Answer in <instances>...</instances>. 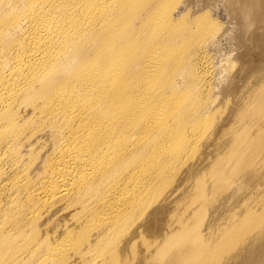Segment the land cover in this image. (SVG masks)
I'll use <instances>...</instances> for the list:
<instances>
[{
	"label": "bare ground",
	"instance_id": "6f19581e",
	"mask_svg": "<svg viewBox=\"0 0 264 264\" xmlns=\"http://www.w3.org/2000/svg\"><path fill=\"white\" fill-rule=\"evenodd\" d=\"M149 3L151 0H0V211L6 200L17 199L20 190H25L27 201L20 213L24 211L21 215L35 222L56 213L57 217L72 214L71 204L81 208L84 203L96 202L98 208L93 214H76L78 224L93 217L96 226L109 229L115 220L111 235L125 231L126 238L132 232L128 222H136L139 214L160 197L152 191L160 180L169 181L172 187L177 183L175 189L189 179L187 176L191 179L200 172L201 168L190 170L189 158L198 155L208 134L203 129H190L189 121L196 113L185 114V92L174 94L164 84L171 75L170 62L154 49L144 53L141 65H131L132 55L119 50L129 41L132 53L139 43L153 41V34L165 38L161 26L170 23L169 14L139 24L143 5L146 10ZM145 29L152 32L151 38ZM175 127L179 133L176 136L172 132ZM47 135L52 138L50 143ZM31 146L46 150L43 170H32L39 152L29 164L24 162L23 152ZM132 162L128 170L120 169L123 163ZM171 164L179 169L177 176L168 169ZM208 186L207 191L202 186L204 195ZM96 191L97 196L91 197ZM191 192L184 190L172 213L187 212ZM169 195H163V199ZM162 208L146 222L155 223ZM1 218L2 246H10L9 254L14 255L5 258L3 253L0 264H14L16 260L21 264L29 258L23 259L25 253L45 248L28 242L26 236L20 238L23 233L14 232L17 229L3 224ZM186 223L184 218L176 222L179 231H170L174 244L158 255L145 245L143 250L138 249L137 257L143 254L141 262L131 255L135 246L134 242L129 244L131 237L125 239L120 234L118 237L127 241L117 238L114 242L123 241L118 245L120 249L124 245V250L117 248L119 253L114 254L112 249L109 259L90 250V254L85 253V262L112 264L119 262L120 256L121 262L128 264H193L197 245L182 244L185 238L180 229ZM263 228H254L244 239L228 231L208 260H198L197 264H259L264 253L252 257L251 242L256 237L253 231L260 235V241L264 240ZM68 229L76 230L73 225ZM214 233L218 236V231ZM73 238L48 242V248L42 249L46 251H41L33 264H53L60 259L66 264L76 256V250L80 251L74 247ZM128 249L132 252L123 255Z\"/></svg>",
	"mask_w": 264,
	"mask_h": 264
},
{
	"label": "rangeland",
	"instance_id": "374dc122",
	"mask_svg": "<svg viewBox=\"0 0 264 264\" xmlns=\"http://www.w3.org/2000/svg\"><path fill=\"white\" fill-rule=\"evenodd\" d=\"M166 14L171 17L168 19L170 23L167 27H164L165 23L163 26L160 25L161 29L164 28L162 36L165 32L168 38L166 39L164 35L166 41L163 37L160 39L161 37L153 34L154 40H149L147 43L149 45L139 43L138 47L129 53L128 49H131L132 44L127 41L119 50L122 51L121 53L132 55L131 65L134 63L141 65L144 62V53L154 49L162 52L161 58L170 62L171 73L170 77L165 78L164 84L174 94L179 93L180 90L185 92L188 96L186 97L188 99L183 101L185 114L196 113L188 125L190 129L207 131L208 138L206 137L202 148L200 147L196 153L198 155H190L189 158L190 170L201 168L200 172L197 171L191 179V176H187L189 177L186 178L187 182L185 183V180L175 189L177 183L172 187L169 181L166 183L165 180H160L161 182L155 187L158 190H152H155L154 193L160 197L152 201L149 210H145L143 214H139L138 210L140 218L136 222H128L130 232L136 234L131 236L132 232L130 235L128 233L126 238H132H130L131 242L130 240L128 242L129 244L134 242L136 247L133 248L137 250L132 249L133 253L130 249L125 250L123 255L129 251V254L137 257L136 254L140 253L138 249L143 250L144 245L158 255L160 251L174 244L175 237L170 231H179L176 229V222L184 218L187 223L180 229L183 230V238H185L182 244L197 245L192 263L197 264L198 260L205 263L209 258L208 255H212L215 245H220L228 231H234L238 234V238L244 239L245 235L249 237L254 228L264 227V0H151L146 10L143 5L139 24L144 25L148 19L153 17L154 20L158 15L166 16ZM145 30L148 32V29ZM141 32L142 30H139V34ZM151 33L148 32L150 38ZM172 132L174 136L179 135L177 127L173 128ZM47 137L49 138L47 143H50L52 138L49 135ZM36 152L40 155L32 170L39 167L43 170V161L47 159L44 149L40 151L33 146L27 148L23 152L26 155L24 162L29 164ZM133 164V162L123 163L120 169L128 170ZM172 164L168 169L176 175L179 169L176 170ZM186 168L179 172L178 178ZM31 179L33 181V178ZM206 185H209V190L208 194L204 195ZM171 188L175 191H171ZM185 189L192 191L187 199V212L184 215L172 213L175 202L182 197ZM166 190L171 192L167 191L170 195L164 200L163 195L167 194ZM24 191L22 193L20 190L17 199H13L14 202L6 200L5 208L0 211L3 224L8 223L13 229L16 228L17 231L14 232L23 233L20 238L26 236L28 242L45 247L42 249L48 248V242L53 244L74 235L76 237L73 238L74 247L79 248L80 251L75 249L76 256L68 259L66 264H79L82 261L84 264H95L85 262V253L90 254V250L101 256L104 254V257L109 259V256L113 255V250L114 254L119 253L117 248L120 249L119 245L127 241L125 231L111 235L110 229L115 226V220H112L109 229L96 226L93 217L84 219L78 224L76 214L80 212L81 216L88 212L93 214L98 208L96 202L84 203L81 208L80 205L71 204L72 214L61 215L62 217H57L56 213L55 216L43 221L41 219L39 222L26 219V215H21L24 211L20 213L27 203ZM97 194L96 191L91 197L95 198ZM162 205L163 208L160 209L162 216L157 213L160 223L155 218V223L148 224L146 220L153 219L156 209ZM34 222L39 226L36 227ZM161 222H164L163 225ZM70 225L75 226L76 230L68 229ZM214 231H218V236ZM119 234L125 239L119 238ZM253 234L256 237L251 242L254 245L250 253L252 257L264 253V240L258 239L260 235L257 232L253 231ZM3 237L0 238L3 240ZM117 238L123 241L114 242L118 240ZM134 240L142 241L143 243H138L143 248ZM0 244V257L3 253V257H8L7 254L12 252L11 249L9 250L10 246L4 249L1 240ZM121 247L124 250L125 246ZM42 249L36 253H33V250L28 254L25 253L23 259L29 258L21 264H29L28 261L33 264L38 254L46 251ZM106 252L110 254L107 255ZM13 255L9 254V256ZM33 256L34 260H32ZM138 256L136 260L143 259L141 258L143 254ZM118 260L121 262L120 256ZM58 262L65 264L63 259ZM58 262L54 261L53 264ZM117 262L112 264L125 263L124 260L121 263ZM16 263L17 260L14 264ZM253 264L258 263L253 262ZM259 264H264V256Z\"/></svg>",
	"mask_w": 264,
	"mask_h": 264
}]
</instances>
